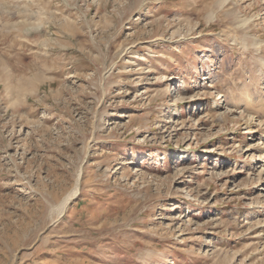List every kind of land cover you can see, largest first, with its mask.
I'll use <instances>...</instances> for the list:
<instances>
[{"label": "rangeland", "instance_id": "rangeland-1", "mask_svg": "<svg viewBox=\"0 0 264 264\" xmlns=\"http://www.w3.org/2000/svg\"><path fill=\"white\" fill-rule=\"evenodd\" d=\"M262 166L264 0H0V264H264Z\"/></svg>", "mask_w": 264, "mask_h": 264}, {"label": "bare ground", "instance_id": "bare-ground-1", "mask_svg": "<svg viewBox=\"0 0 264 264\" xmlns=\"http://www.w3.org/2000/svg\"><path fill=\"white\" fill-rule=\"evenodd\" d=\"M182 99H186V97H185V94L181 92L180 94H177V95L174 97V100H173V102L171 103V106H172V109H171V115L174 116V117H176V118H177V116H179L180 113H181L180 110H179V107H178V106H179L180 101H181ZM260 156H261V155H260ZM259 161H262V160H260V158H259ZM261 169L263 170V169H264V166H262ZM80 177H81V172L79 173L78 181H77L76 186L73 188V190H72L70 193H68V194L65 196V198H64V199L61 201V203L58 205L57 209H58L60 215L65 211V209H66V207H67L69 201L72 199V197H74L75 195L78 194V192H79V181H80Z\"/></svg>", "mask_w": 264, "mask_h": 264}]
</instances>
